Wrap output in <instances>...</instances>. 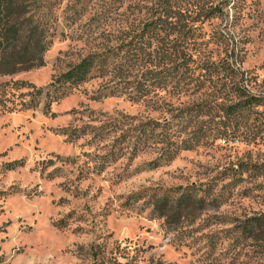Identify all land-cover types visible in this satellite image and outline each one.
Segmentation results:
<instances>
[{"label": "rangeland", "instance_id": "374dc122", "mask_svg": "<svg viewBox=\"0 0 264 264\" xmlns=\"http://www.w3.org/2000/svg\"><path fill=\"white\" fill-rule=\"evenodd\" d=\"M54 2L45 64L0 78V264H264V231L243 228L264 218V105L233 91L264 104V0ZM166 2L191 28L170 30L190 83L50 86ZM193 186L217 205L178 229L153 212V194Z\"/></svg>", "mask_w": 264, "mask_h": 264}, {"label": "trees", "instance_id": "16d2710c", "mask_svg": "<svg viewBox=\"0 0 264 264\" xmlns=\"http://www.w3.org/2000/svg\"><path fill=\"white\" fill-rule=\"evenodd\" d=\"M54 3V0H0V78L45 64L44 55L52 43ZM174 11L171 3L166 2L155 19L148 20L138 30L123 31L118 44L107 45L69 65L50 86L65 93L100 77L106 80V85L97 99L115 92H127L131 99H139L152 91L154 85L163 88L161 86L170 84L171 80L176 82V87L182 81L190 83L193 79L191 60L189 55L183 56L186 37L182 41L173 40L170 30L174 27L188 32L191 28L181 20L183 10ZM179 56H182L180 64L175 63ZM162 65H171L173 72H170L171 67L162 68L166 69L165 73L154 68ZM233 91L244 97L236 107L250 110L264 105L261 97L249 94L243 83L233 86ZM227 98L232 99L228 94ZM208 196L206 188L196 186L153 194V212L167 225L182 228L208 207L217 205L214 200H208ZM243 228L248 237H254L257 231H264V218H250Z\"/></svg>", "mask_w": 264, "mask_h": 264}]
</instances>
